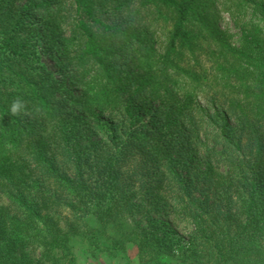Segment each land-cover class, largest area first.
I'll list each match as a JSON object with an SVG mask.
<instances>
[{
    "label": "trees",
    "instance_id": "1",
    "mask_svg": "<svg viewBox=\"0 0 264 264\" xmlns=\"http://www.w3.org/2000/svg\"><path fill=\"white\" fill-rule=\"evenodd\" d=\"M207 1L0 0V264H264V0Z\"/></svg>",
    "mask_w": 264,
    "mask_h": 264
},
{
    "label": "rangeland",
    "instance_id": "2",
    "mask_svg": "<svg viewBox=\"0 0 264 264\" xmlns=\"http://www.w3.org/2000/svg\"><path fill=\"white\" fill-rule=\"evenodd\" d=\"M207 3L214 4L213 6L215 8H212L213 10L209 9L212 21L204 22L205 25H214L215 28H217L221 32H224L226 36L229 37V41L233 46H238L240 44V32L243 25L246 23H255L257 18L252 15L250 10L246 11L239 8L237 9V7L235 6L236 4L232 2L229 3L227 0H208ZM36 23L37 24H35L33 28L34 41L37 44L39 51H41L42 53H47L49 52V49L47 48V44H45L44 41L45 34L39 29V22ZM204 35L206 36V32L204 33ZM204 44L205 46H208L206 42H204ZM58 47L59 46L57 44L54 45L52 55H56ZM203 49V52L207 51L205 47H203ZM199 54H202V51H199ZM49 57V55H46L44 57V62H46L48 67H50L54 71ZM202 59L201 64L205 65L207 63L205 61V56H202ZM207 99L208 95L205 93H201L198 96V101L200 104H204ZM156 107V103H147L144 107L135 106V117L139 119L140 122L142 121L143 123L148 124L152 119L151 115ZM87 136H89V133H87ZM158 220L160 221L164 229H170L171 237H183L185 235L184 230H182L180 227H175L170 218L159 217ZM74 253L76 255L77 264H126L127 262H129V264H137L136 250L133 247H129L127 249L124 258L121 257L115 260H109L101 256H98L96 258H89L85 246L77 247L74 250Z\"/></svg>",
    "mask_w": 264,
    "mask_h": 264
},
{
    "label": "clouds",
    "instance_id": "3",
    "mask_svg": "<svg viewBox=\"0 0 264 264\" xmlns=\"http://www.w3.org/2000/svg\"><path fill=\"white\" fill-rule=\"evenodd\" d=\"M25 104L21 98H16L8 108L9 116H16L24 110Z\"/></svg>",
    "mask_w": 264,
    "mask_h": 264
}]
</instances>
